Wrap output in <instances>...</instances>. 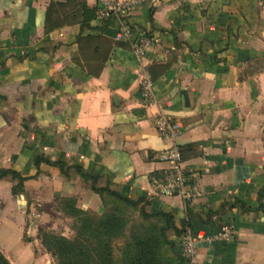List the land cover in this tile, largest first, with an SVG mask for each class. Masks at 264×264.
Wrapping results in <instances>:
<instances>
[{
	"label": "crops",
	"instance_id": "obj_1",
	"mask_svg": "<svg viewBox=\"0 0 264 264\" xmlns=\"http://www.w3.org/2000/svg\"><path fill=\"white\" fill-rule=\"evenodd\" d=\"M137 2L120 19L81 25L80 5L96 9L98 0H0V251L11 264H43L40 231L73 234L64 200L104 211L94 185L170 213L197 239L193 264H264V28L256 0ZM140 34L147 43L137 54ZM143 73L152 102L140 94ZM160 115L178 125L174 139L159 134ZM172 145L189 199L160 195L150 182L168 168L154 153ZM235 200L251 210L221 209ZM225 225L231 239H205Z\"/></svg>",
	"mask_w": 264,
	"mask_h": 264
},
{
	"label": "trees",
	"instance_id": "obj_2",
	"mask_svg": "<svg viewBox=\"0 0 264 264\" xmlns=\"http://www.w3.org/2000/svg\"><path fill=\"white\" fill-rule=\"evenodd\" d=\"M80 9L81 25H88L97 16L96 9L85 4H81ZM111 17L107 16L106 19ZM38 160L37 156L36 164ZM6 173V170H0V177ZM81 173L84 177L88 176ZM18 178L15 194L16 188L22 185V178ZM93 190L100 195L104 206L100 215L76 209L70 199L63 202L65 213L75 219L74 237L41 231L42 245L55 258L56 264H187L183 257L177 262L166 256L170 246L168 235H181L185 229L184 226L180 229L175 226L170 213L147 212L143 200H134L107 187L93 185ZM263 195L264 185L259 190V200ZM238 204L243 211L251 210L240 200L226 202L221 209L226 205L232 207ZM129 208H138L140 220L131 219ZM121 238L123 240L117 247L120 252L117 258L113 253V241ZM0 264H11L1 251Z\"/></svg>",
	"mask_w": 264,
	"mask_h": 264
},
{
	"label": "built area",
	"instance_id": "obj_3",
	"mask_svg": "<svg viewBox=\"0 0 264 264\" xmlns=\"http://www.w3.org/2000/svg\"><path fill=\"white\" fill-rule=\"evenodd\" d=\"M137 3V0H98L96 14L100 17L112 16L120 19L123 14L134 9ZM121 32L124 35H128L131 32V28L123 25L121 27ZM146 43L147 38L143 34H140L139 38L133 43L134 51L137 54L142 53ZM150 84V77L147 73H143L139 80V90L145 102L153 101ZM155 126L159 134L164 138L174 139L179 132L178 125L171 122V120L164 115L157 117ZM153 156L160 161L168 163V168L165 169L161 175H153L150 177V182L156 192L160 195H179L183 199H189V195L185 190L187 175L181 166V152L179 148L172 145L166 149L155 152ZM232 234L233 226L225 225L215 230L205 239L227 241L231 239ZM196 243L197 239L186 227L178 238V244L183 256L189 261V264H193L196 260Z\"/></svg>",
	"mask_w": 264,
	"mask_h": 264
},
{
	"label": "rangeland",
	"instance_id": "obj_4",
	"mask_svg": "<svg viewBox=\"0 0 264 264\" xmlns=\"http://www.w3.org/2000/svg\"><path fill=\"white\" fill-rule=\"evenodd\" d=\"M256 5H257V12L259 15V19L261 20L263 28H264V0H256ZM262 61L264 62V60H262ZM255 64L257 65V63H255ZM261 67H264V66H261ZM108 205H107V207H108ZM107 207H106V209H107ZM129 216L131 217L132 220H140L138 208H136V209H130L129 208ZM70 227H71L72 232H73L72 237H74L76 234V225L73 223V225H71ZM68 228H69V226H68ZM63 231H66V230L63 229ZM53 233H55V232H53ZM67 233H69V232H67ZM55 234L61 235L60 233H55ZM40 235H41V231H40ZM179 237H180V235H178V238ZM168 239H169V237H168ZM122 240L123 239L121 238V239H116L113 241V251H114L113 253H114L115 257H117V258L120 254V252L117 250V247L121 245ZM169 241H170V246H168L169 252H166L167 253L166 256L168 258H171V259L177 261V262H178L180 257H183L186 260V263L189 264V261L187 260V258L185 256H183V254L181 252L180 246L178 244V239H175V240L170 239ZM35 253L38 255V257L42 256V258H40L39 260L43 259V264H56V260L51 255L50 252H48L47 254L45 252H41V253H44V255L40 254V252H35Z\"/></svg>",
	"mask_w": 264,
	"mask_h": 264
}]
</instances>
